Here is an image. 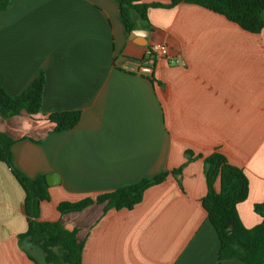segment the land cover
<instances>
[{
	"label": "crops",
	"instance_id": "crops-1",
	"mask_svg": "<svg viewBox=\"0 0 264 264\" xmlns=\"http://www.w3.org/2000/svg\"><path fill=\"white\" fill-rule=\"evenodd\" d=\"M148 19L150 28L138 21L131 35L116 0H13L0 11V83L17 96L41 72L46 81L41 113L0 118V132L16 141L13 161L23 174L53 177L40 221L78 229L82 264H217L219 240L201 203L203 158L149 188L133 210L57 209L179 169L187 151L220 150L249 179L241 222H262L254 206L264 200V29L252 34L185 3L151 8ZM154 44L164 53L151 75L138 74ZM69 111L81 112L79 124L54 133L47 116ZM24 197L0 162V264H40L18 243L28 227Z\"/></svg>",
	"mask_w": 264,
	"mask_h": 264
},
{
	"label": "trees",
	"instance_id": "trees-1",
	"mask_svg": "<svg viewBox=\"0 0 264 264\" xmlns=\"http://www.w3.org/2000/svg\"><path fill=\"white\" fill-rule=\"evenodd\" d=\"M116 1L128 34L137 29L138 21L150 28L148 11L151 8H173L181 3L198 5L224 16L252 34H258L264 29V0H171L168 5L146 4L140 0ZM12 2L13 0H0V11L8 9ZM45 81V74L41 72L17 96L9 95L0 83V118L8 119L22 114L35 117L41 113ZM47 120L54 124V133H62L79 124L81 112L53 113L47 116ZM15 142L7 134L0 132V162L10 168L25 193L21 211L27 218L28 227L18 236L19 246L23 250L26 244L37 246L44 254L46 264H82L84 242L77 240L78 229H65L60 222L40 221L41 204L50 200L47 176L39 175L32 179L16 168L12 153ZM186 157L187 162L179 169L142 179L138 183L125 185L94 198L61 202L57 207L58 212L62 215L77 213L95 204L104 205V214L113 209L133 210L141 203L149 188L164 183L171 174L181 175L188 163L203 158L207 195L201 203L219 240L217 264L230 259L245 264H264V200L254 206V211L261 216L262 222L253 228L243 225L237 211V207L249 196V179L244 170L232 164L220 150H215L206 157H194L191 151H187ZM218 181L219 192L215 189ZM28 256L36 262L30 254Z\"/></svg>",
	"mask_w": 264,
	"mask_h": 264
},
{
	"label": "built area",
	"instance_id": "built-area-1",
	"mask_svg": "<svg viewBox=\"0 0 264 264\" xmlns=\"http://www.w3.org/2000/svg\"><path fill=\"white\" fill-rule=\"evenodd\" d=\"M165 45H152L145 57V59L138 64L137 73L141 75H151L155 66L156 59L165 51Z\"/></svg>",
	"mask_w": 264,
	"mask_h": 264
},
{
	"label": "rangeland",
	"instance_id": "rangeland-1",
	"mask_svg": "<svg viewBox=\"0 0 264 264\" xmlns=\"http://www.w3.org/2000/svg\"><path fill=\"white\" fill-rule=\"evenodd\" d=\"M25 246L29 248V251L33 255H35V257L38 259L40 264H46L44 261V254L41 252V250L37 246L31 245V244H26Z\"/></svg>",
	"mask_w": 264,
	"mask_h": 264
},
{
	"label": "water",
	"instance_id": "water-1",
	"mask_svg": "<svg viewBox=\"0 0 264 264\" xmlns=\"http://www.w3.org/2000/svg\"><path fill=\"white\" fill-rule=\"evenodd\" d=\"M139 31L140 30H134V31L131 32V35L139 32ZM142 32L147 33L146 31H142ZM52 180H53V177L52 176H47V183H48L49 186L57 185V184H54V182Z\"/></svg>",
	"mask_w": 264,
	"mask_h": 264
}]
</instances>
